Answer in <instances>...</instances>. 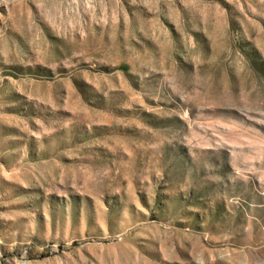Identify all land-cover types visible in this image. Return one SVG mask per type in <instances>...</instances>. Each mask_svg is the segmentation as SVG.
Returning <instances> with one entry per match:
<instances>
[{"label": "rangeland", "instance_id": "374dc122", "mask_svg": "<svg viewBox=\"0 0 264 264\" xmlns=\"http://www.w3.org/2000/svg\"><path fill=\"white\" fill-rule=\"evenodd\" d=\"M0 264H264V0H0Z\"/></svg>", "mask_w": 264, "mask_h": 264}]
</instances>
